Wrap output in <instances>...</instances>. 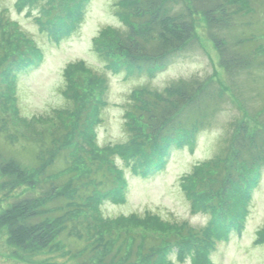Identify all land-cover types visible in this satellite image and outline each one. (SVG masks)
<instances>
[{"label":"trees","instance_id":"16d2710c","mask_svg":"<svg viewBox=\"0 0 264 264\" xmlns=\"http://www.w3.org/2000/svg\"><path fill=\"white\" fill-rule=\"evenodd\" d=\"M240 1L244 8L253 2L115 0L116 15L127 30L102 31L94 39V49L106 59L108 70L113 73H124L127 77L139 74L152 77L198 44L194 18L202 16L205 33L219 55L223 73L234 75L237 70L252 64L251 56L244 50L245 43L251 42L250 39H230L228 35L234 25L233 15L240 9L235 6L239 7ZM86 2L65 0L61 4L64 13L57 21L53 20V0H17L16 7L18 11L28 9L29 13L38 9L37 23L41 31L47 32L53 41H58L79 27ZM2 23L10 24L0 20V26ZM14 28L18 40L26 44L28 54L21 59L11 57L0 61V91L5 95L10 93V98H14L16 77L36 63V54L39 53L34 43L16 25ZM106 35L112 37L103 41ZM261 49L264 50V46ZM74 67L90 71L82 62L69 65L65 71L66 85L62 94L66 102L70 104L72 100L78 105L80 115L74 120V112L66 110L68 108L59 109L54 130L44 133L34 144L36 164L32 168L24 167L14 157L0 158V193H4L7 203L0 211V230L4 229L8 245L21 254L31 256L52 247L59 233L65 230L67 220L64 221V217L73 213H89L83 214V219L74 225L86 227L89 234L96 235L98 246L105 250L110 242L102 232L109 230L114 221L101 216L99 205L108 198L122 200L124 185L122 172L116 167L114 157L123 159L133 174L147 176L163 167L172 148L191 146L199 125L205 123V115L194 112L197 118L192 119L190 115L193 108L197 111L201 106L210 82L192 77L173 83L161 92L140 87L130 94L125 112L130 134L128 141L114 147L96 148L93 127L105 105L106 81L92 74V83L97 86L98 93L94 101L82 102L76 82L69 81L68 73ZM211 92L217 94L214 90ZM222 104L224 102L218 99L217 108ZM12 111L16 115V110ZM231 143L227 145L226 155H218L198 165L182 181V189L190 199L193 211L202 210L210 215L208 224L200 232L187 230L188 240L181 235L184 228L177 229L153 215L140 217L132 214L118 218L122 222L132 221L166 233L178 232L177 237L164 241L147 243L146 237L138 243L134 240L141 262L174 264L170 257L175 254L179 259L191 257L192 264H212L209 255L215 243L225 239L232 229L241 227L251 193L264 167V130L239 124ZM228 156L235 166L229 171L226 163ZM56 160H61L65 166L59 173L50 174ZM78 167L81 170L79 175L76 172ZM21 185L30 190L39 188V193L15 194ZM49 202L55 205L52 208L60 215L54 221L44 217L49 212ZM174 238L175 242H172ZM257 241L264 243V227L258 232Z\"/></svg>","mask_w":264,"mask_h":264},{"label":"rangeland","instance_id":"374dc122","mask_svg":"<svg viewBox=\"0 0 264 264\" xmlns=\"http://www.w3.org/2000/svg\"><path fill=\"white\" fill-rule=\"evenodd\" d=\"M64 1L53 0L51 3L54 21L64 13L65 9L61 5ZM251 1L247 8L241 7L242 1L238 3L239 7L235 6L240 9L233 15L234 25L228 35L230 39H250L251 42L245 43L244 50L251 56L253 65L237 70L234 75H225L214 44L205 33L204 19L196 16L194 26L198 44L187 54L176 58L165 70L148 78L142 74L133 77L113 74L107 70L106 59L101 58L94 49V39L102 31L127 30L116 15L113 6L115 0H91L79 29L59 44L52 42L47 32L41 31L37 23L38 9L30 13L28 9L18 11L17 0H0V20L5 21L7 18L6 21L10 23L0 26V61L11 57L21 59L28 54L26 44L18 40L14 23L36 43L43 54V61L37 68L18 75L14 91L17 100L10 98V93L5 91V95L0 91V158L14 157L24 167L32 168L36 164L34 144L44 133L54 130L57 113L61 111L59 109L68 108L66 110L74 112V120L80 115L78 105L72 100L70 104L66 102L62 94L66 85L65 71L71 64L83 61L90 71L88 73L74 67L68 73L69 81L76 82L79 87L82 102L94 101L98 93L97 86L92 83V74L102 76L107 82L106 105L101 109L100 122L95 127L96 143L101 148L128 141L130 134L125 112L134 89L146 87L161 92L176 81L192 77L211 83L206 86L207 94L201 106L197 111L196 108L191 111V119L197 118L194 112L205 115V123L199 125L193 145L174 149L163 170L148 178H141L131 173L123 159L114 157L117 166L124 171L127 188L124 203L107 201L100 206L102 216L114 221L109 230L102 232L103 237L110 242L105 250L98 246L96 235L89 234L86 227L74 225L83 219V214L89 213H73L64 217V221L67 220L64 224L66 227L57 236L56 243L31 256L15 252L8 245L4 229H1L0 264H145L136 254L138 241L141 242L145 237L147 243L164 241L169 237H177L175 235L178 232L174 230L173 234L166 233L132 221L122 222L118 218L132 214L140 217L153 214L171 222L177 229L184 228L181 235L186 236V240L189 238L188 229L189 232L198 233L208 224L210 215L207 212L193 211L191 201L182 189L183 179L191 175L196 166L218 155H226L225 150L232 144L239 124L245 123L249 128L260 127L264 130V50L261 49L264 46V0ZM107 37L112 35H106L103 41ZM218 99L224 102L219 108L216 106ZM231 162L228 156V171L235 169ZM64 166L61 160H56L50 174L59 173ZM76 172L78 175L81 173L79 167ZM19 187L15 194H38L40 190H30L25 185ZM6 205L4 193H0V211ZM47 205L49 212L44 217L54 221L60 215L52 208L54 204L49 202ZM263 227L264 168L261 181L249 203L243 228L240 232L231 231L227 241L216 242L210 255L213 264H264V243L257 241L258 232ZM134 240L137 242L133 243ZM171 241L175 242V238ZM132 251L133 255H129ZM170 259L174 264H192L191 257L179 259L172 254Z\"/></svg>","mask_w":264,"mask_h":264}]
</instances>
